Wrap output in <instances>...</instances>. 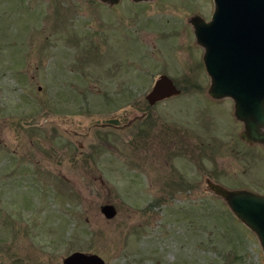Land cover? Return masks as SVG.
Masks as SVG:
<instances>
[{"label": "rangeland", "instance_id": "374dc122", "mask_svg": "<svg viewBox=\"0 0 264 264\" xmlns=\"http://www.w3.org/2000/svg\"><path fill=\"white\" fill-rule=\"evenodd\" d=\"M213 7L0 0V264H264L206 181L264 194L262 143L207 91L190 16ZM161 72L181 90L150 104Z\"/></svg>", "mask_w": 264, "mask_h": 264}, {"label": "water", "instance_id": "95a60500", "mask_svg": "<svg viewBox=\"0 0 264 264\" xmlns=\"http://www.w3.org/2000/svg\"><path fill=\"white\" fill-rule=\"evenodd\" d=\"M110 4L119 0H101ZM142 1V0H134ZM210 18L190 16L202 60L210 77L207 91L215 98L230 97L234 115L243 123L240 136L264 145V0H213ZM180 87L165 72L155 76L145 94L150 104L178 94ZM232 212L256 234L264 254V194L247 188H227L207 180ZM101 212L112 217L114 203L104 202ZM62 264H105L97 252L75 249Z\"/></svg>", "mask_w": 264, "mask_h": 264}, {"label": "flooded vegetation", "instance_id": "af4514ba", "mask_svg": "<svg viewBox=\"0 0 264 264\" xmlns=\"http://www.w3.org/2000/svg\"><path fill=\"white\" fill-rule=\"evenodd\" d=\"M260 143V142H259ZM263 145V144H262ZM263 147H264V145H263ZM207 181V180H206Z\"/></svg>", "mask_w": 264, "mask_h": 264}]
</instances>
